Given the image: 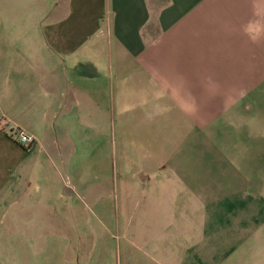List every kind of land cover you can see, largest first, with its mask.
Here are the masks:
<instances>
[{"label":"crops","instance_id":"crops-1","mask_svg":"<svg viewBox=\"0 0 264 264\" xmlns=\"http://www.w3.org/2000/svg\"><path fill=\"white\" fill-rule=\"evenodd\" d=\"M26 4L42 17L0 23L2 237L46 248L74 144L111 128L128 142V207L187 219L163 230L158 264H264V0Z\"/></svg>","mask_w":264,"mask_h":264},{"label":"rangeland","instance_id":"rangeland-1","mask_svg":"<svg viewBox=\"0 0 264 264\" xmlns=\"http://www.w3.org/2000/svg\"><path fill=\"white\" fill-rule=\"evenodd\" d=\"M30 2L32 4V0H6V7L0 11V23L7 29L11 24L42 17V10L27 6ZM164 2L153 0L156 7ZM107 131L96 142L86 138L74 144L79 151V168L74 160L68 170L61 171L60 191L69 205L63 208V218H52L45 230L46 248L30 257L18 254L20 249L14 250L9 239L0 233V264H158V248L169 246L174 240L162 238L163 230L176 232L183 222L187 225V219L172 218V222H168L155 218L156 206L149 208V214L141 213L144 208L139 206L129 205L132 207L129 209L128 142H123V137L115 140L111 128ZM131 182L139 181L132 176ZM215 225L209 224L211 229ZM229 228H233L231 224ZM181 257L186 258V263L192 258L190 255Z\"/></svg>","mask_w":264,"mask_h":264},{"label":"built area","instance_id":"built-area-1","mask_svg":"<svg viewBox=\"0 0 264 264\" xmlns=\"http://www.w3.org/2000/svg\"><path fill=\"white\" fill-rule=\"evenodd\" d=\"M9 123V120L5 117L0 119V127L5 128ZM13 136L18 143L23 146H29L32 143L33 137L29 135L25 130L18 128L13 131Z\"/></svg>","mask_w":264,"mask_h":264},{"label":"trees","instance_id":"trees-1","mask_svg":"<svg viewBox=\"0 0 264 264\" xmlns=\"http://www.w3.org/2000/svg\"><path fill=\"white\" fill-rule=\"evenodd\" d=\"M166 1V0H165ZM165 3V2H164ZM164 3H162V4H164ZM162 4L161 5H159V6H157V8H159L160 6H162Z\"/></svg>","mask_w":264,"mask_h":264}]
</instances>
